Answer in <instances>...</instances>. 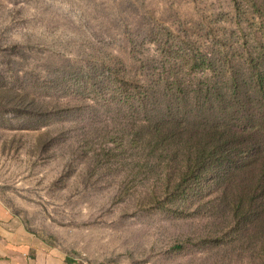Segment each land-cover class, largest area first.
<instances>
[{"label":"rangeland","instance_id":"obj_1","mask_svg":"<svg viewBox=\"0 0 264 264\" xmlns=\"http://www.w3.org/2000/svg\"><path fill=\"white\" fill-rule=\"evenodd\" d=\"M259 63L264 0H0V261L264 264L259 228L237 229L223 208H170L148 194L160 168L106 149L169 103L212 118L231 96L236 115L264 113ZM114 66L146 103L99 91ZM171 81L190 85L183 100Z\"/></svg>","mask_w":264,"mask_h":264},{"label":"trees","instance_id":"obj_2","mask_svg":"<svg viewBox=\"0 0 264 264\" xmlns=\"http://www.w3.org/2000/svg\"><path fill=\"white\" fill-rule=\"evenodd\" d=\"M255 68L259 69L255 87L264 94V71L260 63ZM174 70L168 68L167 74ZM107 74L108 85H100V92L106 90V94L110 87L111 99L118 96L124 104L146 103L141 91L144 84L139 80L127 78L116 66L107 69ZM166 85L174 101L183 100L190 87L179 81ZM223 98L228 111L223 116L208 112L212 118H190L193 113L181 112L179 104H165L158 115L144 118L141 125L132 122L108 135L106 149L122 160H128L123 154L130 149L135 164L160 168L149 183L148 194L153 198L156 194L169 198L170 208L176 211L193 203L195 210L223 208L225 218L230 217L237 229H260L264 250V113L238 116L241 103L231 96ZM212 104L208 110L214 109ZM213 184L215 189L207 193Z\"/></svg>","mask_w":264,"mask_h":264},{"label":"crops","instance_id":"obj_3","mask_svg":"<svg viewBox=\"0 0 264 264\" xmlns=\"http://www.w3.org/2000/svg\"><path fill=\"white\" fill-rule=\"evenodd\" d=\"M19 234L23 235V232H19ZM17 235H15V233H9L7 235V238L13 240V238H15ZM0 264H9V262H7V260H3V261H0ZM11 264H18L17 261L13 260V262Z\"/></svg>","mask_w":264,"mask_h":264}]
</instances>
